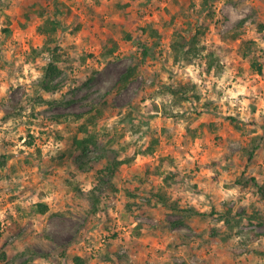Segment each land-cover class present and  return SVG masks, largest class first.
I'll return each mask as SVG.
<instances>
[{"label":"rangeland","instance_id":"obj_1","mask_svg":"<svg viewBox=\"0 0 264 264\" xmlns=\"http://www.w3.org/2000/svg\"><path fill=\"white\" fill-rule=\"evenodd\" d=\"M119 1L0 0V264H264V0Z\"/></svg>","mask_w":264,"mask_h":264},{"label":"trees","instance_id":"obj_2","mask_svg":"<svg viewBox=\"0 0 264 264\" xmlns=\"http://www.w3.org/2000/svg\"><path fill=\"white\" fill-rule=\"evenodd\" d=\"M135 0H121L119 2L116 3L115 7H116V11L118 12V14L120 15L121 18L123 19H127L130 17V13L132 10V5L134 3ZM207 0H204L203 3L206 4ZM42 3V2H41ZM40 5V8L34 10L33 8L36 6L35 3L30 5V10L25 11L24 16L21 19L22 25H25L27 20H29L30 18H32L34 15H40L41 17H43V22L39 25V28L42 32L44 33H51L53 32L57 25L59 24V21L57 19H55V17H52L49 15V11L47 9V6L45 5H41L40 3H37V5ZM29 7V6H27ZM34 10V11H33ZM260 27H262V24L260 25ZM190 37H182V39H179L178 41H174L172 43V48L175 52L174 54V58L177 60L180 56V53L183 52L182 50L186 47V53H183V58L185 60V62H191L192 59V55H189L190 52V48L193 47V45L191 44L192 41H189ZM190 40H192V38H190ZM113 41V40H112ZM47 43H50L49 40L47 41ZM113 45L111 47V49L105 53L104 55H108V53L110 54L113 49L116 48V42H112ZM44 49L47 51H50V61L44 66V70H43V75L42 78L40 79V86L47 91H51L54 90L58 87L57 83H53L54 82V78L59 75L60 73V66H59V54L56 51V48L54 47H50L49 45H44ZM145 53V52H144ZM194 56V55H193ZM212 65L209 64L207 66V69L209 70L210 67ZM252 66H254V70L258 73L262 72V65L257 63L256 61L252 62ZM133 71H134V67H128L124 73L121 74V76L118 79V84L119 86H124L127 81L129 80V78L133 75ZM173 92H177V89H172ZM184 98H187L184 96ZM122 162H124L123 160H119L114 162L113 164H111L110 166L106 167V171L109 172L111 174V176H113L114 174L117 173L118 171V164H121ZM255 183H257L255 181ZM259 189H264V184H259L258 185ZM94 211H97V201L93 202V207ZM38 209L39 211L42 213L44 211L47 210V207L45 204L43 203H38ZM72 261L73 264H87V258L86 257H81L80 255H73L72 257Z\"/></svg>","mask_w":264,"mask_h":264}]
</instances>
